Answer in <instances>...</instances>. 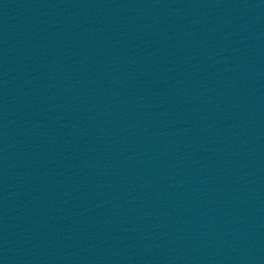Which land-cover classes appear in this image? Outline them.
<instances>
[{"label":"water","instance_id":"95a60500","mask_svg":"<svg viewBox=\"0 0 264 264\" xmlns=\"http://www.w3.org/2000/svg\"><path fill=\"white\" fill-rule=\"evenodd\" d=\"M0 264H264V0H0Z\"/></svg>","mask_w":264,"mask_h":264}]
</instances>
